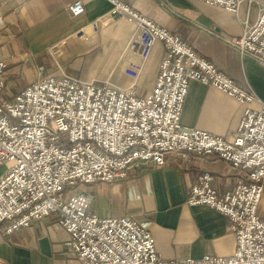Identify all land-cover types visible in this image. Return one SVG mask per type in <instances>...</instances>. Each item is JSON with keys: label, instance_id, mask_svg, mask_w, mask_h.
<instances>
[{"label": "built area", "instance_id": "1", "mask_svg": "<svg viewBox=\"0 0 264 264\" xmlns=\"http://www.w3.org/2000/svg\"><path fill=\"white\" fill-rule=\"evenodd\" d=\"M80 27L83 38L104 24L128 19L134 32L118 60L127 88L108 81H85L66 74L37 78L13 94L3 79L0 59V225L6 233L50 214L66 230L68 252L82 264H264V220L257 206L264 193V102L248 86H239L190 44L121 0ZM237 14L240 5L256 0H199ZM255 20L240 36L216 34L242 57L264 66V3H257ZM68 10L84 13L81 0ZM164 48L154 85L145 95L134 92L150 51ZM60 43L51 46L52 54ZM128 52L130 58H121ZM191 80L216 87L242 104L235 130L227 136L184 126L180 113ZM256 103V107L251 104ZM182 160L215 156L243 175L234 187L218 194L212 175L203 171L188 189L186 201L206 205L228 219L236 246L230 256L199 259L160 258L150 232L131 215L99 217L91 209L93 195L79 184L111 182L129 169L165 156Z\"/></svg>", "mask_w": 264, "mask_h": 264}, {"label": "crops", "instance_id": "2", "mask_svg": "<svg viewBox=\"0 0 264 264\" xmlns=\"http://www.w3.org/2000/svg\"><path fill=\"white\" fill-rule=\"evenodd\" d=\"M73 1L0 0V33L14 32L17 36L27 28L49 24L48 29L53 31L51 39L41 53L30 52L36 71L42 66L48 75L66 74L85 81H108L120 88L129 87L131 80L121 73L122 62L118 59L134 32V24L122 18L104 23L96 32L86 29L85 37L78 38L75 32L111 5L107 0H81L84 13L75 17L68 10ZM121 1L179 36L239 86L250 87L264 102V66L242 57L216 36L228 39L240 36L244 26L255 20L257 3L264 0L249 5L243 2L237 14L199 0ZM0 43V50L6 51L8 47L2 45L1 38ZM56 43H60L59 51L51 54L48 49ZM17 51H21L19 46ZM163 53V45L157 42L134 86L136 95L143 96L152 89ZM130 57L125 52L121 58ZM37 75L36 72L25 78L20 89ZM241 113L242 104L232 97L216 87L191 80L180 123L227 136L236 129ZM203 171L211 173V185L218 194L244 179L212 155L182 160L168 154L162 165L145 163L129 169L121 179L87 183L79 189L93 195L91 209L99 217L131 215L137 220L150 232L156 252L164 260L230 256L236 241L227 217L209 206L186 201L189 187ZM256 211L264 220V193ZM68 246V234L54 214L12 233L4 232L0 225V264H82L68 252Z\"/></svg>", "mask_w": 264, "mask_h": 264}, {"label": "rangeland", "instance_id": "3", "mask_svg": "<svg viewBox=\"0 0 264 264\" xmlns=\"http://www.w3.org/2000/svg\"><path fill=\"white\" fill-rule=\"evenodd\" d=\"M48 27L49 24H44L42 28H40V26L27 28L25 29L26 31L23 30L17 36L14 32L0 33L2 45H7L8 47L6 51L0 50V57L4 58L6 61V70L3 79L7 85L6 92H8V94H13L19 90L20 84H23V80L25 78L28 79V77L37 72L31 60L34 58V55L30 54V52H42L43 47L53 35V31L49 30ZM16 45L20 47L21 51H17L18 46ZM82 185L83 184H79L67 192L79 189Z\"/></svg>", "mask_w": 264, "mask_h": 264}]
</instances>
